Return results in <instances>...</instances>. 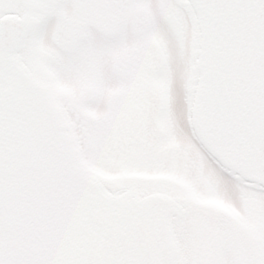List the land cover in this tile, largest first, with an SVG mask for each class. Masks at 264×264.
Here are the masks:
<instances>
[{
  "label": "rangeland",
  "instance_id": "374dc122",
  "mask_svg": "<svg viewBox=\"0 0 264 264\" xmlns=\"http://www.w3.org/2000/svg\"><path fill=\"white\" fill-rule=\"evenodd\" d=\"M16 2L20 12H30L35 20L27 41L35 43L36 51L12 53L10 64L0 66L3 103L9 105L15 97L23 105L31 104L25 110L0 112V261L4 264L16 251L5 230L10 206L22 191L47 189L46 177L53 175L59 182L63 177L62 184L55 185L58 191L84 194L90 202L95 197L109 209V193L115 188L116 195L124 198L127 180L138 177L150 185L167 176L188 175L180 168L182 163L180 167L172 163L166 170L157 163L148 169L140 162L155 158L164 137L161 131L173 133L174 144L185 148L180 151H193L186 118L199 48L197 24L185 0H0V6L14 7ZM39 131L47 135L52 150L33 149L31 134L38 136ZM15 135L23 140L21 148L14 146ZM169 145L161 154L167 160ZM197 158L200 182L192 184V192L200 200L216 202L228 214L224 219L214 215L206 219L200 208L197 230L192 231L195 239L203 248V236L217 234L218 260L227 247L236 264H264V193L240 186L199 152ZM128 159L134 163H125ZM96 184L101 197L94 192ZM241 199L248 219L231 213H240ZM196 205L193 209L209 207ZM234 220L243 221L247 229L233 228ZM3 238H9L4 247ZM224 261L228 263L227 258ZM9 262L13 264L12 258Z\"/></svg>",
  "mask_w": 264,
  "mask_h": 264
},
{
  "label": "flooded vegetation",
  "instance_id": "af4514ba",
  "mask_svg": "<svg viewBox=\"0 0 264 264\" xmlns=\"http://www.w3.org/2000/svg\"><path fill=\"white\" fill-rule=\"evenodd\" d=\"M13 4L14 7L4 4L6 9L2 8L3 4L0 6V22L9 15L18 17L24 33V43L13 53L19 55L20 53L29 52L33 55L36 46L32 41L30 45L28 44L27 34L33 31L35 20L30 12H20L19 3ZM9 102V105L4 104L3 100L0 99L1 113H10L11 109L16 111L20 107L25 110L31 106L29 103L23 105L21 103L23 101L15 97H12ZM186 122L188 123L187 129L190 135L188 137L192 139L193 151H190V149L189 151H180L185 148L174 144L177 141L172 140L173 133L161 131L164 137L161 138L158 144V150L154 154L155 158L148 159L145 157L140 164L150 169L149 165L157 163L168 170L172 163H177L178 167L182 163L180 168L188 175L177 178L167 176L161 180L162 182L155 181L150 185H147L144 180L138 179V177L130 181L125 180V197H118L114 192V188L108 195L109 209L96 202L95 197H93L94 202H90L83 196L84 194L74 193V195L71 191H65L61 188L58 191L55 185L62 184L63 177H60V182L56 180L58 177H53V175L46 177L47 181L45 180L43 186L47 189L37 190L38 192L33 189L31 192L29 191L30 193L22 191L23 193L21 192L20 195L16 196L17 203L10 206L13 210L9 214V221H7L5 230L6 235L13 240L16 251L13 253L15 256L6 257V262L10 264L9 259L12 258L13 264L20 260L26 262L24 264H138L133 255L114 251L104 244L106 241L115 238L119 232H125L138 234L135 239L136 242L145 245L149 243V230L157 247L158 259L164 264H181L182 261H190L192 258L195 264H223L226 258L228 260L227 264H236L234 253L231 254L229 250H226L227 247H225V250L222 249V254L218 260L217 254L220 252L221 242L217 238V234L213 238L210 234L204 235L203 248L195 239L193 232L197 230L196 226L198 224L195 221L199 218L197 214H201L200 208L206 219L211 215L224 219L228 214V210L216 202L200 200L192 192V184L196 181L200 182V177H197L200 170V163L197 158L198 152L222 172L232 177L240 186L255 188L263 193L264 189L259 185L244 182L223 169L209 156L197 142L192 132L190 109L187 112ZM41 132L39 131L38 136L31 134V136H34L33 144H35V148L33 149L37 150L39 147L41 152L42 150L47 152V149L52 150L53 145L51 146L47 142V135ZM175 134L178 136L177 133ZM22 142V138L15 135V148L17 146L21 148ZM167 144H170L166 148V153L170 154L168 160L161 155ZM128 162L134 163L132 159H128L125 163ZM155 176L160 177L159 175ZM143 179L146 178L143 177ZM98 185L96 184L97 187L94 192L99 197L101 191H99L100 185ZM112 186H114L113 183ZM139 189L143 191L140 192ZM20 198H24L21 201L22 203L18 201ZM179 200L188 202L190 205L180 203ZM57 202L60 204H57ZM241 202L243 208L241 207L239 214L229 211L238 219H248L242 199ZM198 203H208L209 207L203 205L193 209L198 206L196 205ZM185 206L192 210L188 211ZM78 209L80 210V216L77 214ZM243 224V221L234 220L231 225H234L233 228L237 230L247 229L242 227ZM250 234L255 236V233L251 230ZM248 236V239L251 240L250 235ZM7 239L9 238H3V247L7 246V243H5ZM101 246L102 248H99ZM0 264H4L3 259Z\"/></svg>",
  "mask_w": 264,
  "mask_h": 264
},
{
  "label": "water",
  "instance_id": "95a60500",
  "mask_svg": "<svg viewBox=\"0 0 264 264\" xmlns=\"http://www.w3.org/2000/svg\"><path fill=\"white\" fill-rule=\"evenodd\" d=\"M187 1L200 36L191 109L195 136L222 167L264 187V0ZM22 42L18 19H4L0 64ZM148 232L145 245L136 242L138 234L125 232L104 245L133 255L138 264H164Z\"/></svg>",
  "mask_w": 264,
  "mask_h": 264
},
{
  "label": "bare ground",
  "instance_id": "6f19581e",
  "mask_svg": "<svg viewBox=\"0 0 264 264\" xmlns=\"http://www.w3.org/2000/svg\"><path fill=\"white\" fill-rule=\"evenodd\" d=\"M50 131V130H49Z\"/></svg>",
  "mask_w": 264,
  "mask_h": 264
}]
</instances>
